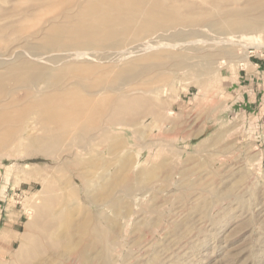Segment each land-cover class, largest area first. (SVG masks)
Wrapping results in <instances>:
<instances>
[{"label":"rangeland","instance_id":"obj_1","mask_svg":"<svg viewBox=\"0 0 264 264\" xmlns=\"http://www.w3.org/2000/svg\"><path fill=\"white\" fill-rule=\"evenodd\" d=\"M33 1L0 0V28L10 18L31 31L60 19V0L39 3L31 19ZM168 1L213 11L220 0ZM204 33L152 31L131 39L119 46L131 56L109 64L134 59L138 67L117 82L98 86L87 74L80 89L75 77L63 76L83 96L114 99L123 108L94 117L95 126L54 150L27 140L3 148L0 263L22 257L14 238L25 237L41 201L65 212L55 245L38 264H264V29L237 43L230 34L215 42ZM157 36L161 47L135 45ZM21 44L1 43L0 57ZM41 179L52 185L44 194Z\"/></svg>","mask_w":264,"mask_h":264},{"label":"bare ground","instance_id":"obj_2","mask_svg":"<svg viewBox=\"0 0 264 264\" xmlns=\"http://www.w3.org/2000/svg\"><path fill=\"white\" fill-rule=\"evenodd\" d=\"M48 2H31L27 15L32 19L34 8ZM60 4V19H50L38 30L31 31L29 26L20 25L22 21L12 18L0 28L6 33L0 38V44L16 39L22 40L23 44L22 50H11L10 56L0 57V157L6 145L21 140H27L30 146L46 142L50 150H54L57 143L75 139V135L95 126L98 120L94 117L105 112L113 115L122 105L116 107L114 99L83 96L80 91L85 87L82 76L94 75L96 85L101 86L106 80L119 81L120 76L138 67L134 59L127 60L119 68L109 64L131 56L132 50L119 47L131 39H140L152 31H158L160 35L171 33L175 37L180 33L197 35L208 30L214 33L205 32L207 35L204 33L206 36L202 37L217 42L223 35L230 34L237 43L236 40L247 38L246 34L251 31L264 29V0H244L243 4L239 0H220L214 3L213 11L216 12L206 8L190 10L186 9L189 3L168 0H60ZM247 12L253 15L247 16ZM216 13L221 19L211 20ZM159 38L150 37L135 45L139 48L161 47L164 42ZM108 49L119 50L109 53ZM68 73L78 80L76 84L80 89L73 79H63ZM13 86L22 92L12 93ZM107 90L114 91L112 88ZM104 91L102 88L97 93ZM30 114L34 115L32 121ZM87 120L91 122L86 126ZM39 184L40 194L48 192L52 186L44 179ZM37 202L33 205L37 204L36 208L32 206L36 211L30 208L35 213L29 214L25 237L14 238L19 240L16 251L23 253L16 264H38L42 254L55 245L54 233L59 234L63 226L58 223V218L65 210L56 213L50 204ZM98 233L96 228L92 229L91 237L95 242Z\"/></svg>","mask_w":264,"mask_h":264}]
</instances>
